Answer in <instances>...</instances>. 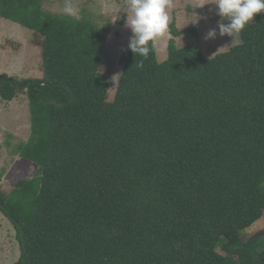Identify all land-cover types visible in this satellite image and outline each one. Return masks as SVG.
<instances>
[{"label":"trees","instance_id":"1","mask_svg":"<svg viewBox=\"0 0 264 264\" xmlns=\"http://www.w3.org/2000/svg\"><path fill=\"white\" fill-rule=\"evenodd\" d=\"M41 2L0 0L42 39L41 79L0 77L3 100L25 93L16 153L37 166L0 192L13 264H264V232L246 239L264 219V12L211 58L171 25L166 56L128 49L108 94L109 25Z\"/></svg>","mask_w":264,"mask_h":264},{"label":"rangeland","instance_id":"2","mask_svg":"<svg viewBox=\"0 0 264 264\" xmlns=\"http://www.w3.org/2000/svg\"><path fill=\"white\" fill-rule=\"evenodd\" d=\"M65 2L66 0H42L41 4L46 12L68 16L63 12ZM202 2L208 3L197 7ZM212 2L214 0H171V7L167 9L168 31L152 42L160 59L166 56L168 43L173 38L171 25L180 32V36L175 38L177 48L201 46L206 58L226 52L240 43V33L235 37H221L217 34L215 39L205 40L206 33L217 28L220 21ZM72 4L77 15L70 17L89 20L99 27L109 25L106 45L97 71L104 75L111 85L108 94L113 93L121 74V59L128 50L129 38L132 36L131 30L125 26L126 0H72ZM196 14L203 18L197 24H192ZM41 43L40 35L0 18V77L6 76L17 81L41 79ZM29 136L30 113L25 93L18 94L10 102L0 97V192L11 191L17 182L30 179L37 171L35 164L22 160L16 153L17 146L26 143ZM259 232H264V219L250 230L246 239ZM15 235L13 226L0 211V264H13L17 261L19 250Z\"/></svg>","mask_w":264,"mask_h":264},{"label":"clouds","instance_id":"3","mask_svg":"<svg viewBox=\"0 0 264 264\" xmlns=\"http://www.w3.org/2000/svg\"><path fill=\"white\" fill-rule=\"evenodd\" d=\"M208 2H202L197 7H203ZM215 13L220 17L217 28L210 29L205 40L215 39L219 36L235 37L241 33L252 21L257 13L264 12V0H214ZM171 7V0H126L125 26L131 30L128 49L136 56L148 58L152 51L149 42L164 35L168 31L169 15L167 9ZM63 12L68 16H76L77 12L72 0H66ZM200 17L191 22L197 24ZM228 21L224 23V21ZM142 66V63L141 65Z\"/></svg>","mask_w":264,"mask_h":264}]
</instances>
